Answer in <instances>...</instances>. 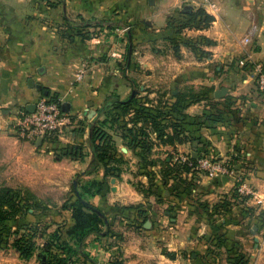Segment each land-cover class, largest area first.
Segmentation results:
<instances>
[{
	"label": "crops",
	"instance_id": "crops-1",
	"mask_svg": "<svg viewBox=\"0 0 264 264\" xmlns=\"http://www.w3.org/2000/svg\"><path fill=\"white\" fill-rule=\"evenodd\" d=\"M211 1L213 10L204 9L213 17L207 29L178 31L172 21L183 6H194L191 0H58L52 7L43 0H0V187H26L41 199L36 188L53 178L54 189L66 196L54 201V232L67 240L65 230L73 219L62 204L84 183H103L99 194L86 197L104 218L100 232L89 235L67 264H264V95L249 76L255 63L264 66V0ZM71 16L111 27L105 28L112 32L107 40L112 37L113 46L122 43L124 53L131 38L126 66L124 60L112 62L105 39L96 45L91 34L62 38V25ZM198 37L214 42L199 45V55L184 44ZM81 69L83 78L76 81ZM201 89H211V101L190 104L179 117L188 141L161 144L148 128L149 159L215 157L233 165V177L198 173L183 175L187 181L194 178L188 189L176 181L163 184L158 167L147 169L148 176L140 174L139 150L112 131L122 157L118 176L106 177L102 167L90 170L89 123L110 96L123 101L135 92L155 107ZM220 89L226 95L216 99ZM44 91L66 103L73 119L54 142L37 147L16 139L11 129L18 112L32 111ZM210 113L220 115L221 123L203 124ZM68 147L81 148L82 158L64 156ZM236 176L257 199L242 200ZM234 190L239 198L233 199ZM225 198L234 201L230 212L211 217L212 207ZM216 236L222 241L219 248ZM0 264L42 262L38 253L25 261L15 250L2 249Z\"/></svg>",
	"mask_w": 264,
	"mask_h": 264
},
{
	"label": "trees",
	"instance_id": "trees-1",
	"mask_svg": "<svg viewBox=\"0 0 264 264\" xmlns=\"http://www.w3.org/2000/svg\"><path fill=\"white\" fill-rule=\"evenodd\" d=\"M173 20V19H172ZM213 21V17L208 15L201 7L183 6L178 17L174 19L172 25L176 30L180 31L184 28H196L199 30L207 29ZM80 28H112L104 25V23H85ZM83 39L89 38L90 34L84 31ZM92 35V34H91ZM193 53L200 52L199 45L210 46L214 42L205 37L196 39H188L184 43ZM129 48L126 47V55L124 58V67L128 62ZM174 52L177 53V47ZM207 55L206 53H202ZM136 90L138 87L135 86ZM211 89H201L197 92L192 90L186 93H180L173 98V102L163 104L158 102L157 106L149 107L147 98H138L134 95L129 101L121 103L117 96H110L103 106L98 110L97 119L89 123L88 145L91 153L90 170L102 167L105 176L117 177L119 169L116 167L122 163V157L118 156L114 143L109 131L119 134L123 139L127 140L133 150L138 149L139 169L141 175H150L147 169L158 167V176L163 184L169 181H176L183 185L185 189L194 185L193 179L187 181L183 175L191 174L192 177L197 175L196 171H191L187 164H178L172 162L171 156L163 159H149L153 143L149 139L147 129L154 134L155 139L161 144L175 145L188 141L184 129L179 123V117L183 118L182 110L193 103L202 101H211ZM51 101H57L52 96H45ZM203 124L221 123L220 115L208 114L203 117ZM130 125V126H129ZM170 128L168 133L166 129ZM55 138L51 142H54ZM64 156L73 159H81V148L68 147L64 150ZM194 162L195 159H191ZM149 189H151V177H148ZM103 188L102 182L91 181L84 183L80 188V193L73 191L62 204V210H69L72 215L73 225L65 230L67 240H62L58 232L48 235V240L43 248L46 256V264H67L68 257L73 254H80L85 239L92 234L98 235L100 226L104 218L100 211L92 206L86 197H92L101 192ZM233 199L239 198L236 190L233 191ZM242 198V197H241ZM246 199L243 197L242 200ZM234 201L225 199L216 203L211 210V217L224 216L228 214ZM54 208L53 203L45 202L39 199L32 191L26 187H17L15 189L1 186L0 187V250L5 248L7 244L6 237L11 232L12 223L14 224L18 218L29 219L26 224L27 234L21 235L12 241L10 245L17 253L20 259L29 260L36 250L35 237L38 235L39 226L37 218L40 215H46ZM35 219V220H32ZM32 220V221H30ZM45 235V233H39ZM214 246L219 248L222 245L220 237H214ZM58 253L65 255L59 258ZM168 257L172 255L165 253ZM236 264H244L239 261Z\"/></svg>",
	"mask_w": 264,
	"mask_h": 264
},
{
	"label": "built area",
	"instance_id": "built-area-1",
	"mask_svg": "<svg viewBox=\"0 0 264 264\" xmlns=\"http://www.w3.org/2000/svg\"><path fill=\"white\" fill-rule=\"evenodd\" d=\"M191 1L195 7L210 10H213L214 8V4L211 0ZM99 32L107 33L108 31L105 28L92 29L91 36L92 40L96 42V45L101 43L100 39L104 40V38L98 36ZM250 35L251 32L248 37L243 40L245 45L249 44ZM117 46L119 47L117 49L109 48L107 54L109 55V58L115 62H121L124 60L125 47L121 44H117ZM249 74L258 93L264 95V66L260 63H255ZM81 79L82 76L77 75L76 80L80 81ZM18 115L19 117L16 124L11 130L16 139L26 142H35L38 140L47 141L56 138L62 135L72 125L73 119L71 115L62 111L60 101H51L46 97H40L35 102L32 111H20L18 112ZM171 159L174 163L187 164L191 171L194 170L197 173H204L209 176L230 178L236 174L233 165L224 159L202 157L195 159L194 162H192L189 157L178 155H173ZM234 181L238 183L236 188L239 195L250 199L258 198L256 192L245 183L242 177L236 176Z\"/></svg>",
	"mask_w": 264,
	"mask_h": 264
},
{
	"label": "rangeland",
	"instance_id": "rangeland-1",
	"mask_svg": "<svg viewBox=\"0 0 264 264\" xmlns=\"http://www.w3.org/2000/svg\"><path fill=\"white\" fill-rule=\"evenodd\" d=\"M52 1H54V2H52ZM43 2H45L46 4H49L52 7V6L57 4L58 0H43ZM65 8H66V5H65L64 9ZM87 22L88 21H85L84 19H81L80 16H73V17L71 16V18H67L66 17L65 18V23L62 25L63 29L60 30V34L59 35L62 38H66L68 41H73L77 37L83 39V34L85 35V32H84V29L81 30L82 28H80L79 26H83ZM89 22H91V21H89ZM98 23H100V22L98 21ZM108 33H112V32L108 31ZM108 33L106 34L105 32H102V33L99 32L98 36L101 37V38H104L105 41H107V45H109L110 48H112V49L119 48L118 46H113L112 45V44H115L114 42L112 44L109 43V40L112 39V37L107 40ZM105 35H106V37H105ZM129 40H130L129 41V43H130L129 45L131 47V54H132L131 38H129ZM129 45H128V47H129ZM125 55H126V53H125ZM125 55H124V58H125ZM112 62H115V61L112 60ZM80 71L81 72H78L79 73L78 75H81L82 78H83L84 71L82 69ZM76 81H78V80H76ZM52 139L47 140V142L48 141L51 142ZM42 142H45V141H42ZM35 143H36V141L35 142H31V144H33V145ZM173 155H170V156L172 157ZM212 158H215V157H212ZM237 184L238 183L235 182V185H237ZM54 186L56 187V184H54V179L52 178V180L50 182H46L45 183L44 187H39L38 186L36 188V192L38 193L39 197L41 199H43V201L54 204L55 200H63V198H66V196L64 194H60V192L58 193L57 191H61V190H55ZM236 190H237V188H236ZM263 210L264 209H262L261 211H263ZM27 220H29V219L18 218L14 224L12 223L11 232L8 234V237H6L7 244L5 243V248L4 249H10L11 251H14V249L10 245H12V241L13 240L19 238L21 235L27 234V232H26L27 230H26V227H25L26 224H28ZM32 220H35V219H32ZM32 220H30V221H32ZM36 220H37V223H38V226H39V230H38V235L35 237L36 250L34 251V254L35 253H38V255L39 254H45L44 251H43V248L45 247V245L47 243L48 235L54 233V208H53V212L50 213V211H49L46 215H40ZM43 232L45 233V235L42 236V235L39 234V233H43ZM33 255H32V257H33Z\"/></svg>",
	"mask_w": 264,
	"mask_h": 264
},
{
	"label": "water",
	"instance_id": "water-1",
	"mask_svg": "<svg viewBox=\"0 0 264 264\" xmlns=\"http://www.w3.org/2000/svg\"><path fill=\"white\" fill-rule=\"evenodd\" d=\"M128 51H129V55H131V47H130V45H129V50H128ZM226 92H227L226 89H220V90H218V91H216V92L214 93V97H215L216 99H222L223 97H225ZM43 93H44V96H47V95H48V94H47V91H44ZM134 95H135V92H133V93L130 95V97H129L128 99L123 100V101H120V102H121V103L127 102V101H129ZM67 106H68V105H67L66 103H64V104L61 105V109H62L63 112H66V113L68 112ZM41 143H42L41 140L36 141V146L39 147V146L41 145ZM38 257L40 258L42 264H46V262H45L46 256H45L44 254H39Z\"/></svg>",
	"mask_w": 264,
	"mask_h": 264
}]
</instances>
